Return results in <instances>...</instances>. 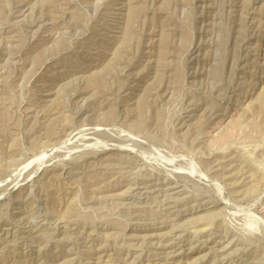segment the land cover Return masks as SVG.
Listing matches in <instances>:
<instances>
[{
	"label": "rangeland",
	"instance_id": "374dc122",
	"mask_svg": "<svg viewBox=\"0 0 264 264\" xmlns=\"http://www.w3.org/2000/svg\"><path fill=\"white\" fill-rule=\"evenodd\" d=\"M0 264H264V0H0Z\"/></svg>",
	"mask_w": 264,
	"mask_h": 264
}]
</instances>
